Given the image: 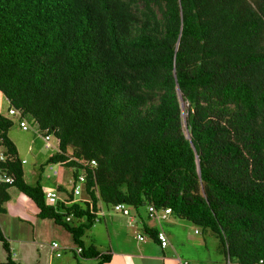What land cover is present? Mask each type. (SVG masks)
Returning a JSON list of instances; mask_svg holds the SVG:
<instances>
[{
  "label": "trees",
  "instance_id": "16d2710c",
  "mask_svg": "<svg viewBox=\"0 0 264 264\" xmlns=\"http://www.w3.org/2000/svg\"><path fill=\"white\" fill-rule=\"evenodd\" d=\"M0 94L59 139L48 163L86 176L80 200L57 185L69 203L47 204L0 100V168L14 178L0 216L17 188L107 264L84 240L101 209L170 207L231 262L264 259V0H0ZM147 219L137 232L161 246ZM0 242V264H21L1 222Z\"/></svg>",
  "mask_w": 264,
  "mask_h": 264
},
{
  "label": "rangeland",
  "instance_id": "374dc122",
  "mask_svg": "<svg viewBox=\"0 0 264 264\" xmlns=\"http://www.w3.org/2000/svg\"><path fill=\"white\" fill-rule=\"evenodd\" d=\"M0 100L2 112L9 117H12L14 121L13 126L9 131V136L18 147L19 155L21 156V158L26 160V162H24L26 180L28 182L34 183L37 180L41 179L43 186H56L54 171L57 169L61 171V175L59 178L61 181L59 182H64L65 185H67V190L70 191L74 186L72 181V169L57 163H48V158L58 148L57 138L54 137V135H51L50 142L55 148L48 149L45 146L46 141L43 138L44 132L41 133L36 131L39 128L37 121L33 118H27L30 128L28 131L23 130L20 127V118L18 116H10L8 113L9 107L11 106L8 98L5 97V95L0 94ZM185 108L186 106L184 103L183 109L185 110ZM184 114L186 116V111L184 112ZM11 194L12 198L10 201L19 207L20 212H22L24 216L28 217L29 219L35 220V222L33 223L36 225L37 229L44 228V224L42 223V220L44 219L39 217V215L31 213L28 209L30 208V204L32 205V203L30 202L29 207H26L25 204H20L21 200L19 199V196L27 200L26 196L23 195V193L20 192L17 188H11ZM34 208L35 210H37L36 205L34 206ZM130 209L134 214L137 213V209L133 207H131ZM143 211L147 213L146 209H144ZM111 213L114 215V217H118V221H115V223H113L109 220L108 216L102 218L100 222H97L94 226L86 231L84 240L87 245L96 244L99 249L105 250L108 248L111 239L114 245L120 246V242L122 239H124L123 237H125V235L128 238V235L131 234L132 237L133 228L131 229L129 225L128 226L130 228L127 226L128 221L125 224V222L123 221L124 218L120 214H117L116 212ZM0 218L7 233L11 232L12 229L10 228V225L14 220H7L3 218L2 215L0 216ZM170 218L177 219L178 217L172 215L170 216ZM45 221L51 220L45 219ZM178 221H180V226L177 225L176 227H174L173 231L170 227H168L167 230H171L173 240L175 242L178 241L180 244H182L181 247L184 251H188L189 253L197 256L200 261H202V264H213L214 261L220 260L222 258L224 259L226 264H235V262H231L226 257L222 250L219 238L211 229H203L200 226H197L185 219H180ZM106 224L109 230H107ZM54 225H56L55 227H58L59 230H55L53 233L48 235L50 237V241L57 240L62 244V246L64 244L67 245V243H70L71 247H78L74 242L72 234L69 231L65 230L63 227L57 224ZM164 228L166 229V226H164ZM196 230H198V233H196ZM93 235L97 237L99 241L94 240ZM66 238H68L69 241H67ZM123 243L130 244L127 242L126 238L123 240ZM78 259L82 258L78 256ZM90 262L92 263V261ZM93 262L95 264L97 263L95 262V260H93Z\"/></svg>",
  "mask_w": 264,
  "mask_h": 264
},
{
  "label": "crops",
  "instance_id": "0c3cea01",
  "mask_svg": "<svg viewBox=\"0 0 264 264\" xmlns=\"http://www.w3.org/2000/svg\"><path fill=\"white\" fill-rule=\"evenodd\" d=\"M61 171L59 172V175L55 178L56 186L62 185L66 190L67 185H65L64 182L61 181L60 178ZM48 186V185H46ZM25 195V194H23ZM27 200L21 198L19 196V199L21 200L20 204H25L26 207H29L30 202V208L29 211L31 213H34L38 215L39 208L34 203V201L25 195ZM61 199L66 200V193L64 191L60 192ZM36 205L37 210H35L34 206ZM7 207V213L3 214V218L14 220L11 222L10 228L12 229L11 232L7 233L3 222H0L1 225L10 241L11 248L13 251V257L16 261H18L21 264H95V262L98 263L97 257H84L81 254H79L76 250V247H71L70 243L62 244L57 241L53 240L50 241V235L55 230H59L58 227H55V223L51 221H45L42 220V223L44 224V228L37 229L36 225L33 223L35 220H31L28 217L24 216L22 212H20L19 207L12 203L11 201H8L6 203ZM146 209L147 213L143 211ZM137 210V213L134 214L131 211L132 217H135L136 220L134 221L133 218H128L122 214H120L124 218V222L128 221L127 226L129 225L131 229L133 230L132 237L131 234L128 236L130 237H123L126 238L127 242L130 244H124L123 240L120 242V246L114 245L112 239L109 243V246L105 250H101L102 252H110L112 254V259L107 264H181V262L189 261L191 264H202V261L195 256L192 253H189L188 251H184L181 247L182 244H180L178 241H174L172 238V232L171 230H167L168 227H170L173 231V228L177 225L180 226V219H171L169 215L167 218H159V219H147V223L151 227H155L159 230H164L170 239V245L166 248H163L159 245L158 241L155 238H148L146 242H141L136 238L137 230H144V222L146 217H149L148 208H144ZM140 213H142L143 217H141ZM30 214V213H29ZM119 214V213H118ZM9 215V216H8ZM109 220L113 223L115 221H118V217H114V215L110 212H106V214L102 217H107ZM101 218V220H102ZM100 220V221H101ZM104 220V219H103ZM98 221V222H100ZM132 222V223H131ZM136 223V225H135ZM139 225V227H138ZM41 226V225H40ZM107 226V224H106ZM128 226V227H129ZM166 226V229L164 228ZM129 227V228H130ZM50 230V231H48ZM107 230L108 226H107ZM109 232V231H108ZM198 233V232H196ZM48 236V237H47ZM93 239L97 240V237L93 235ZM67 241H69L68 238H66ZM57 242L60 245L57 249H53L52 243ZM182 243V242H181ZM96 245V244H95ZM97 246V245H96ZM98 247V246H97ZM70 250V251H69ZM61 251L62 255L58 256L57 252ZM55 253V254H54ZM78 256H80L82 259H78ZM7 259V252L3 248L2 243L0 242V261L4 262ZM92 261V263L90 262ZM96 263V264H97ZM213 264H226L224 259H220L217 261H214ZM239 264V263H235Z\"/></svg>",
  "mask_w": 264,
  "mask_h": 264
},
{
  "label": "built area",
  "instance_id": "2783aa9c",
  "mask_svg": "<svg viewBox=\"0 0 264 264\" xmlns=\"http://www.w3.org/2000/svg\"><path fill=\"white\" fill-rule=\"evenodd\" d=\"M8 113L10 116H18L20 118V126L24 129V130H29V122L27 121V119L24 117L23 111L22 109H18L14 106H10ZM36 131L40 132V129H37ZM44 137V140L46 141V147L49 148H53V145L50 143V138L51 135L46 134ZM7 159V153H6V148L3 144V142L0 140V161H5ZM93 164H97V161L93 160L92 161ZM55 174H58V171H55ZM14 178L13 176L9 175L7 173L6 170L0 168V182H7V183H13ZM73 195L74 198H79L84 190L85 187V182H86V176L84 173L79 174L78 178H73ZM44 192L46 194V202L49 205L52 206H56L59 200H63L66 201L65 199H61L59 191L57 190V188L54 187H45L44 188ZM66 203H69L66 201ZM149 210V215L152 219H159L161 218H166L169 214L172 213V208L168 207L166 209H163L161 211H158L153 205H150L148 207ZM107 211L101 209L97 214H98V219L99 217H103L106 214ZM113 212H118L124 216L126 215H131V210L129 209V207L125 204V203H118L114 206ZM131 218H133V220L135 221V217L130 216ZM71 219V217H68V220ZM132 223V222H131ZM138 239L139 241L145 242L147 240V236L144 234H138ZM158 239L161 243V246L166 248L169 246L170 244V239L167 235V233L164 230H160L158 231ZM53 249L58 248L59 244L57 242H54L52 244ZM82 249L79 248L78 252H81ZM58 256L61 255L60 252L57 253ZM181 264H190L189 261H184L181 262ZM260 264H264V259L260 260Z\"/></svg>",
  "mask_w": 264,
  "mask_h": 264
},
{
  "label": "clouds",
  "instance_id": "9594fccd",
  "mask_svg": "<svg viewBox=\"0 0 264 264\" xmlns=\"http://www.w3.org/2000/svg\"><path fill=\"white\" fill-rule=\"evenodd\" d=\"M10 105H11V104H10ZM185 117H186V116H185ZM25 118H26V117H25ZM26 119H27V118H26ZM38 125H39V124H38ZM20 127H21V126H20ZM21 128H22V127H21ZM22 129H23V128H22ZM38 129H40V132H41V133L44 132V135H43V136H45L46 134L54 135V134L48 132V130H42V129L40 128V126H39ZM23 130H24V129H23ZM26 131H28V130H26ZM54 137H56V136L54 135ZM43 138H44V137H43ZM56 138H57V137H56ZM50 140H51V138H50ZM57 140H58V148H57L56 151L59 150V144H60V141H59L58 138H57ZM50 143H51V142H50ZM4 146H5V145H4ZM45 146H46V142H45ZM5 148H6V153H7V147H5ZM54 148H55V147L53 146V148H49V149H54ZM20 157H21V156H20ZM22 162H23V164H24V162H26V160L22 159ZM57 164L63 165L64 163H57ZM63 166H65V165H63ZM2 169H3V168H2ZM4 170L7 171V169H4ZM55 171H58V174H55ZM55 171H54V175L58 176L60 171L57 170V169H56ZM7 173H8V172H7ZM80 174H81V173H80ZM11 176H12V175H11ZM73 178H74V177H73V171H72V179H73ZM74 179H75V178H74ZM6 183H7V182H6ZM45 187H53V186H44V187H43V190H44ZM54 188H57V187H54ZM84 188H85V187H84ZM72 189H73V187H72L71 190H70L71 193H73V192H72ZM57 190H58V189H57ZM58 191H59V190H58ZM68 191H69V190H68ZM64 192H65V191H64ZM65 193H66V201L69 202V199H71V198H69V194H67V192H65ZM59 194H60V191H59ZM82 196H83V193H82V195H81L79 198H77V199L74 198V200H75V201H78V200H80V199L82 198ZM60 197H61V196H60ZM73 197H74V196H73ZM61 201H63V200H61ZM67 204H68V203H67ZM103 210H104V209H103ZM172 213H173V211H172ZM172 213L169 214V215H172ZM169 215H168V216H169ZM168 216H167V217H168ZM167 217H166V218H167ZM101 218H102V217H101ZM101 218H100V220H101ZM160 218H161V217H160ZM100 220H98V221H100ZM159 231H160V230H159ZM196 232H198V230H196ZM138 234H139V232H137V234H136V238H137V239H138V237H137ZM168 237H169V236H168ZM138 240H139V239H138ZM147 240H148V238H147ZM147 240H146V241H147ZM146 241H145V242H146ZM141 242H142V241H141ZM53 243H54V242H53ZM53 243H52V244H53ZM169 245H170V244H169ZM79 248H80V247L76 248L77 252H78V249H79ZM163 248H164V247H163ZM56 249H57V248H56ZM81 249H82V248H81ZM59 252H60L61 255H62V252H61V251H59ZM81 252H82V251H81ZM81 252H78V253L81 254ZM61 255H60V256H61ZM189 263H190V262H189ZM190 264H191V263H190ZM259 264H260V263H259Z\"/></svg>",
  "mask_w": 264,
  "mask_h": 264
},
{
  "label": "water",
  "instance_id": "95a60500",
  "mask_svg": "<svg viewBox=\"0 0 264 264\" xmlns=\"http://www.w3.org/2000/svg\"><path fill=\"white\" fill-rule=\"evenodd\" d=\"M179 92H180V89H179ZM180 98H181V102H182V106H183L184 100H183V97L181 96V93H180ZM186 125H187V122H186Z\"/></svg>",
  "mask_w": 264,
  "mask_h": 264
},
{
  "label": "bare ground",
  "instance_id": "6f19581e",
  "mask_svg": "<svg viewBox=\"0 0 264 264\" xmlns=\"http://www.w3.org/2000/svg\"><path fill=\"white\" fill-rule=\"evenodd\" d=\"M184 105V104H183Z\"/></svg>",
  "mask_w": 264,
  "mask_h": 264
}]
</instances>
